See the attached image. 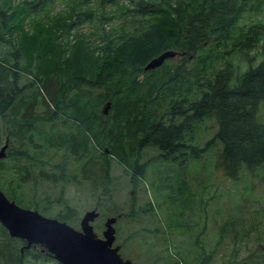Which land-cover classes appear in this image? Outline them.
I'll use <instances>...</instances> for the list:
<instances>
[{"label": "trees", "instance_id": "1", "mask_svg": "<svg viewBox=\"0 0 264 264\" xmlns=\"http://www.w3.org/2000/svg\"><path fill=\"white\" fill-rule=\"evenodd\" d=\"M69 1L74 5L68 6L67 21L61 25L65 33L83 22L100 20L102 24L109 20L105 17L108 15H97L88 9L89 5L104 9L118 2ZM128 1L130 7L120 14L132 32L118 40L97 32L101 41L97 47L99 55L88 50L79 37L69 54L62 53V59L54 54L47 59L48 31L37 27L32 34L20 32L19 28V47L12 51V61L0 60V121L6 120L16 134V142L6 144L4 155L9 167L0 166V191L15 205L18 206L15 197L1 182V173L7 171L13 176L12 171L18 172V165L25 162H29L24 165L27 171L33 172L32 154L41 149L50 152L45 141L36 137L40 134L37 123L53 122L59 112L68 113L74 122L75 133L68 142L72 153L78 156L67 173L69 162L65 158L62 161V156L47 170L49 176L42 174L43 170L36 173V177L53 183L80 179L94 184L106 176L103 165L93 164L91 158L82 159L91 148L90 141L99 139L97 132H101L108 151L117 155L120 162L144 147H153L169 160V155L180 150L197 153L187 142L195 125L208 120L214 123L215 132L199 152L217 143L220 152L215 167L226 178L235 180L242 172L251 173L264 166V124L257 120L258 107L264 105V59L252 66L253 59L248 57L261 38L263 27L242 24L245 14L258 12L264 0ZM13 16L15 24L6 29ZM20 22L16 13L4 14L0 10V43L4 42L3 32L8 31L11 39ZM165 51L179 57L175 65L166 68L163 63L158 69L143 70L151 59ZM19 55L22 64L17 60ZM232 57L246 60L247 67L240 71L232 64ZM194 59H199L191 72L194 88L187 85L183 89L185 65ZM33 61L35 66L31 68ZM24 74L31 75V80L19 86ZM32 88L34 93L27 98ZM105 103H109V109L102 115ZM38 113L47 116L37 119ZM75 164L77 173L73 172ZM130 166L133 177H142L144 171L137 158L133 157ZM37 213L45 217V212ZM55 220L73 228L74 210L67 208ZM25 245L22 239L8 237L0 225V264H24L27 258L38 259L37 246L24 248ZM200 260L198 263L204 264V257Z\"/></svg>", "mask_w": 264, "mask_h": 264}, {"label": "rangeland", "instance_id": "2", "mask_svg": "<svg viewBox=\"0 0 264 264\" xmlns=\"http://www.w3.org/2000/svg\"><path fill=\"white\" fill-rule=\"evenodd\" d=\"M128 2L118 0L104 9L91 4L88 9L97 15H108L105 17L109 20L102 24L100 20L83 22L75 30L65 33L61 25L67 21L68 6L74 5L69 0H0V10L4 14L16 13L21 19L11 39L8 31L3 32L0 60L12 61L11 53L19 47V28L20 32L32 34L37 27L48 31L49 43L46 44L50 52L47 59L51 54L62 59V53L69 54L79 37L88 50L99 55L97 47L101 41L97 32L116 40L132 32L133 28L120 14L125 7H130ZM77 3L81 9V4ZM15 22L13 16L12 21L7 22L6 29ZM242 24H259L263 27L259 42L248 53V57L253 59L251 65L255 66L264 59V4L258 12L246 13ZM17 60L22 64L20 55ZM178 60L179 57L175 56L162 64L170 68ZM231 60L240 71L247 67L246 60L237 57ZM198 62L199 59H194L193 63L185 65L186 70L181 78L183 89L187 85L194 88L195 78L191 72ZM34 66L33 61L31 68ZM21 77L19 86L31 80V75ZM33 93L32 88L27 98ZM25 101L26 98L23 99ZM108 109L109 103H105L101 107L102 115H106ZM67 114L59 112L55 121L37 123L40 134L36 137L45 141L50 152L41 149L32 154L35 158L33 172L27 171L24 165L29 162H25L18 165V172L12 171L13 176L8 175L7 171L1 173V182L5 187L7 185L19 208L45 212V218L53 220L64 215L67 208L73 209V229L79 233L81 219L92 213L93 218L87 224L92 238L98 240H103L106 223L110 221L112 243L109 248L122 264H199L202 257L204 264H264V166L251 173L242 172L235 180L226 178L215 167L220 152L217 143L199 152L215 132L211 120L195 125L191 133L187 144L197 149L195 154L190 153L189 149L180 150L165 160L153 147L134 149L133 157L137 158V164L142 165L144 171L142 177L132 176L130 163L133 157L120 162L117 155L108 151L101 132H97L99 139L97 142L90 141L92 149L88 148L82 159L91 158L93 164L103 165L106 176L94 184L80 179L77 182L53 183L36 177V173L43 170L42 174L49 176L47 170L56 165L59 156H62V161L65 158L69 162L67 173L78 156V153H72V144L68 142L75 130L74 122ZM41 116L45 118L47 115L38 113L35 117L39 119ZM257 120L264 124V105L258 107ZM11 129L6 120L0 121L2 169L9 167L4 155L7 142H16V134ZM7 134L11 136L7 138ZM19 139H16L17 143ZM55 150L58 152L53 154ZM73 168V172L77 173L78 165L75 164ZM0 189L3 190L1 186ZM36 246L38 252L35 255L39 254V258H27L24 264H60L46 247Z\"/></svg>", "mask_w": 264, "mask_h": 264}, {"label": "water", "instance_id": "3", "mask_svg": "<svg viewBox=\"0 0 264 264\" xmlns=\"http://www.w3.org/2000/svg\"><path fill=\"white\" fill-rule=\"evenodd\" d=\"M175 56L176 53L165 51L151 59L143 70L158 68L164 60ZM92 218L93 214L88 213L81 219L79 233L62 222L19 208L0 191V225L8 237L25 241L24 248L42 245L60 264H122L109 248L112 243L110 221L106 223L103 240H98L92 238L87 224Z\"/></svg>", "mask_w": 264, "mask_h": 264}]
</instances>
